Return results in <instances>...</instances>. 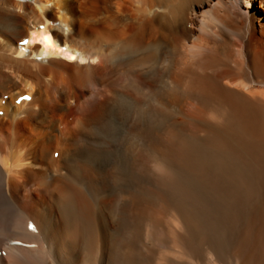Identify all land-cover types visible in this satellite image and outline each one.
Here are the masks:
<instances>
[{"label":"bare ground","instance_id":"1","mask_svg":"<svg viewBox=\"0 0 264 264\" xmlns=\"http://www.w3.org/2000/svg\"><path fill=\"white\" fill-rule=\"evenodd\" d=\"M0 264H264V0H0Z\"/></svg>","mask_w":264,"mask_h":264},{"label":"snow or ice","instance_id":"2","mask_svg":"<svg viewBox=\"0 0 264 264\" xmlns=\"http://www.w3.org/2000/svg\"><path fill=\"white\" fill-rule=\"evenodd\" d=\"M45 39H47V38H45ZM24 42L26 43L27 41H24ZM71 59H73V60H74V59H75V57H71Z\"/></svg>","mask_w":264,"mask_h":264}]
</instances>
